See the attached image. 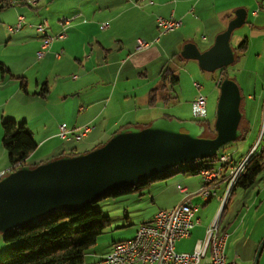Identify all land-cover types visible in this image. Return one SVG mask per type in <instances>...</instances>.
Listing matches in <instances>:
<instances>
[{
  "label": "crops",
  "instance_id": "0c3cea01",
  "mask_svg": "<svg viewBox=\"0 0 264 264\" xmlns=\"http://www.w3.org/2000/svg\"><path fill=\"white\" fill-rule=\"evenodd\" d=\"M250 1L252 2V0H245L244 4H235L217 10L218 0H213L211 7H207L206 0H125V8L118 11L109 7L106 13L102 14L96 13L101 8L98 3H94L93 6L97 7L95 14L89 15L87 9H81L82 11L70 16L66 37L54 40L42 57L38 56V51L41 50L42 34L37 32L36 26L44 21L30 24L29 26L34 30L32 33L24 31L26 23L14 33L10 32V26L7 27L11 35L10 43L0 44V48L6 47L3 50L4 53L0 51V141L3 136L1 123L4 118L25 123L38 144L37 149L29 155L28 162L39 164L45 162V158L53 159L61 154L88 152L102 145L123 127L145 126L163 115L175 117L161 111L176 98L174 90L170 88L171 81L168 76L171 72L177 74L176 66L170 68L164 64L166 57L170 56L173 47L183 50L188 43L195 44L202 52L209 49L216 37L227 29L229 22L236 16L237 8H245ZM235 2V0H227L226 5ZM211 11L215 15L212 16ZM253 15L259 16L260 11L254 10ZM18 16L15 21H12L14 23L12 26L17 23ZM160 17L176 19L181 21V25L172 31L162 32L158 27ZM46 22L48 33L61 32L60 20L56 25L52 21L46 20ZM105 24L108 26L102 29V25ZM86 32L89 38L88 44L82 37ZM30 34L32 36H29L31 38L29 43L32 45L27 51H23L26 46L15 44L17 38H25ZM138 40L147 43V47L137 50ZM12 41H14L13 45ZM76 41L83 43L80 50L76 49ZM80 42H78L79 45ZM200 45L203 48H200ZM17 48L22 51H13ZM233 48L236 59L238 50ZM25 52L34 57L29 64L24 62ZM10 53L21 57L22 68L4 58H8ZM58 53H61L59 58ZM179 58L185 60L182 55ZM153 63L158 66L155 71L151 67ZM68 64L77 68L81 76L69 81H66L64 76H57L56 80H50L53 74L64 73ZM33 69L35 70L34 78L30 76V71ZM47 69L49 71L46 73ZM44 84L47 85L48 90L40 94ZM201 88L202 86L197 87V89ZM249 98L252 99V97ZM262 105L263 128L264 103ZM241 111L243 112L242 109ZM246 115L247 113L243 112L241 121V129L245 136L250 129V120L246 119ZM61 123L77 129L91 125L92 129L78 142L65 141L58 136ZM261 133L262 130L256 142ZM32 160L34 162H31ZM210 165V168H216L219 165L217 158L210 162ZM10 168L7 151L3 143L2 146L0 143V172ZM177 183L178 186L183 185L189 192L194 193L192 196L194 203V196H199L197 191L202 186L203 179L201 186L196 185L193 189L186 179L178 180ZM226 190L227 182L220 178L213 189L214 195L211 199L216 197L218 202H221ZM231 194L227 202L232 199ZM165 195H169L168 200L165 199L158 204L148 217L142 219L143 223L152 221L159 210L173 208L183 199V193L175 188L173 191L162 189L158 197ZM263 195L264 187L260 189L257 196L251 194V197L254 196L251 199L252 203L256 205L258 202V207L254 210L258 220L264 215ZM211 199H206V202ZM155 200L151 198V201L155 202ZM218 210H213L206 217L205 222L195 214L198 222L189 236L176 242L175 250L192 252L197 243L204 239L207 228L218 218L220 232L227 234L225 249L227 259L235 261L236 264H253L264 239V227L258 230L257 226L255 227L250 220H247L249 213L253 210L252 207L243 214V209L236 213L239 207H234L230 210L231 213L228 211L227 214L224 210L221 216H217ZM226 214L227 218H225ZM113 244L114 242L104 248L94 246V249L86 254L84 264H97L102 256L112 250ZM203 264H211L210 251ZM258 264H264V247Z\"/></svg>",
  "mask_w": 264,
  "mask_h": 264
},
{
  "label": "water",
  "instance_id": "95a60500",
  "mask_svg": "<svg viewBox=\"0 0 264 264\" xmlns=\"http://www.w3.org/2000/svg\"><path fill=\"white\" fill-rule=\"evenodd\" d=\"M246 19L247 11L238 9L209 49L202 52L188 43L182 56L196 59L209 72L227 68L235 60L232 34ZM218 85L213 137L204 136L207 127L196 120L163 115L144 127L126 126L88 152L63 155L36 166L23 165L3 176L0 232L5 234L58 210L77 211L114 189L132 187L180 164L215 158L221 148L243 134L239 85L229 77ZM263 247L264 239L253 264H258Z\"/></svg>",
  "mask_w": 264,
  "mask_h": 264
},
{
  "label": "rangeland",
  "instance_id": "374dc122",
  "mask_svg": "<svg viewBox=\"0 0 264 264\" xmlns=\"http://www.w3.org/2000/svg\"><path fill=\"white\" fill-rule=\"evenodd\" d=\"M28 1L29 0H5L4 2L11 3L6 6L3 5L4 2L0 3L2 6L0 7V44L6 45L10 43L11 35L7 31V27L14 24L12 21H15L18 15L25 16L26 18V25H24L23 28L25 29L24 31L32 33L34 30L29 26L30 24H37L38 22H43L46 20L53 22L55 20L53 24L56 25V23H59V20L61 22L62 19L64 20V18L70 19V16L81 9H87V13L89 15H93L97 10V7L93 6L94 3H98L101 8V10L99 12L96 11V13L101 14L106 13V10L109 7H113L119 11L122 8H125L126 4L125 0H36L34 4L28 3ZM235 1V3H229L226 5L227 0H218L217 10H221L227 6H233L235 4H244L245 2V0H241L240 2H238L239 0ZM206 2L207 7H211L213 0H206ZM245 6V8L238 7L237 10L240 8L247 10V22L243 26L235 29L231 37V43L233 47H238V45L243 40L248 39L247 48L244 51H238L237 58L235 59L234 63L229 65L225 72H228L229 78L234 80L240 87L241 95L243 97L241 109L243 112L247 113L246 119L250 120V129L247 132L245 138L230 142L220 149L219 152L224 151L232 153L231 163H238L240 160L243 161L245 159V156L255 144L260 130H262L261 111L263 108L262 104L264 103V0H252V2L250 1V4L248 3ZM90 7L92 8L90 9ZM254 10H259L260 15L257 17L254 16ZM210 14L212 16L215 15L213 11H211ZM52 22H49V24H52ZM59 32L55 34H48L55 36ZM29 36H32V34L25 38H17V42L15 44H25L26 46L23 51H27L32 45L29 43L31 40ZM82 37L83 41L88 44L89 38L87 32L82 35ZM13 42L14 41L11 42L12 45ZM78 42L80 41H76L75 43L76 49L80 50L83 43L80 42L79 45ZM200 46V48H203L202 45ZM2 47L3 48H0V51L4 53L5 51L3 52V50L6 47ZM13 51L19 52L22 50L17 48ZM181 53V48L178 49L173 47L172 51L170 52V56L166 57L165 59L164 64H167L168 67L174 68V66H176L179 82L174 89V97H176L174 102L166 107L165 110L161 109V111L184 120L194 119L192 114V103L201 92L204 96H206V105L208 111L207 120L209 122L215 123L218 98L220 94L218 84L219 80L223 79L226 73H221L219 71L209 72L203 70L196 59H180L179 56L181 57ZM24 55V62L26 64H29L34 59V57H32L28 52H25ZM4 58L9 59L13 64L17 65L19 68H22L20 65L21 57L10 53L8 58ZM35 58L37 59L36 55ZM151 67L155 71V68L158 66H155L153 63L151 64ZM34 71V69L30 71V76H33ZM48 71L49 70L47 69L46 73ZM57 76H64L65 80L69 81L70 79L81 76V73L77 68H74L72 64H68L64 73H56L55 75L53 74L50 80H56ZM196 83L199 85L201 84L202 88L197 89ZM249 97H252V99ZM260 112L261 114L259 115ZM208 127L210 129L207 128L206 134L209 132V130L214 129V125H208ZM210 134L211 136H214L215 133L212 134L210 132ZM0 143L2 146V137ZM261 143H264V141H261ZM50 159L51 157L49 159L45 158V161ZM200 161L201 160H197L195 162L184 163L174 167V174H170L167 177L158 178L152 181L146 188H143L141 191H139L140 193L128 194L119 197H106L95 203V207L101 209L105 214L109 215L112 220L111 225L106 228V230L99 236L95 246L104 248L108 245H111L113 242H119L133 238L137 229L143 223L142 219L148 217L158 204L163 202L165 199L168 200L169 195H165L161 198L158 197V194H160L162 189L165 188L173 191L175 188L178 190L177 181L181 179H186L192 185V189L196 185L199 186V184L202 182V175L200 173L191 174L190 172H186V170L190 167L199 165ZM31 162L34 161L32 160ZM206 165L209 166H205L206 168H210L211 166L210 163ZM263 187L264 169L258 175L253 186L246 189L242 187H236L232 191L230 197L232 199L226 203L224 208V203H222V201L218 202L216 197L212 198L211 201L206 202V199L202 195L194 196V203L198 206L196 215L203 219V222H205L206 217L216 209H219L217 216H221L224 210L228 214V211L234 207H239V210L236 213L243 209L242 214L252 207L253 210L249 213L247 220H250L252 225L255 227L257 226V229L261 230L262 227H264V215L263 218H260V220L257 219V214L254 213V210L256 207H258V202L256 205L252 203L251 199L254 196L251 197V194L257 196L258 192ZM151 198H155V202L151 201ZM227 214L225 218L228 217ZM0 235L1 260L10 254V246L4 241V233L0 232ZM91 249H94V247Z\"/></svg>",
  "mask_w": 264,
  "mask_h": 264
},
{
  "label": "built area",
  "instance_id": "2783aa9c",
  "mask_svg": "<svg viewBox=\"0 0 264 264\" xmlns=\"http://www.w3.org/2000/svg\"><path fill=\"white\" fill-rule=\"evenodd\" d=\"M34 4L36 0H29ZM25 23V17L18 16V21L14 26H10V32L19 31ZM62 30L57 35L52 36L47 32V22L44 21L36 26L37 32L42 34L41 50L38 56L42 57L44 51L50 46L54 40H61L66 37V31L70 24L69 20H62ZM181 25V21L176 19H166L160 17L158 19V27L162 32H169ZM108 25H102V29ZM147 43L138 40L137 50L147 47ZM61 53L57 54L59 58ZM197 87L201 86L197 84ZM192 114L195 120L207 118L206 96L200 93L192 103ZM264 121V120H263ZM92 129L91 125L83 128H70L66 123L59 125L58 136L65 141H80ZM264 130V124L263 128ZM261 146V147H260ZM264 143H255L249 153L245 156L244 161L231 163L230 152H221L217 154L219 165L214 168V172H205V167L201 168L203 184L197 191L205 199H211L214 195L213 189L217 185V181L221 178L227 182V190L225 196L221 199L223 208L227 203L233 187L238 179L245 172L249 160L258 151H261ZM260 147V149H259ZM12 168L0 172V179L12 172ZM178 189L183 193V199L170 209L159 210L152 221L142 223L136 231L133 238L116 242L113 249L102 256L97 264H203L204 259L210 251L211 264H236L226 257L225 249L227 242V234L218 231L219 219L207 228L204 239L200 240L192 252H178L175 250L176 242L190 235L195 224L198 222L195 214L198 207L193 203L192 196L194 193L189 192L187 187L179 185ZM211 251H218V258H211Z\"/></svg>",
  "mask_w": 264,
  "mask_h": 264
},
{
  "label": "trees",
  "instance_id": "16d2710c",
  "mask_svg": "<svg viewBox=\"0 0 264 264\" xmlns=\"http://www.w3.org/2000/svg\"><path fill=\"white\" fill-rule=\"evenodd\" d=\"M4 1L5 0H0V3ZM9 4L11 3L4 2L3 5L6 6ZM0 7L2 6L0 5ZM247 44L248 39H245L235 48L238 51H244L247 48ZM218 71L224 73L226 68H221ZM225 73L223 79L229 77L228 72ZM168 76L171 81L170 88L174 90L178 83V75L175 72H171ZM47 90L48 87L44 84L40 94H44ZM196 121L205 124L208 129H210L208 125L215 124L208 122L207 118ZM1 125L3 131L2 143L7 151L9 164L12 170L14 171L23 165H38L37 163L28 162L29 155L37 149L38 144L31 130L25 123H18L14 119L4 118ZM210 132L216 134L215 129H213L209 130L207 134L205 132L204 136L213 137ZM243 138H245L244 132L240 139ZM75 154L78 153H71L69 155ZM61 156H63V154L58 157ZM216 158L217 157L213 159H202L199 165L188 168L186 172H190L191 174L200 173L201 168L215 161ZM263 169L264 146L261 151L256 152L249 160L245 172L238 179L233 188L242 187L246 189L253 186ZM174 173V169H171L166 173L150 178L132 187L114 189L99 200L106 197H119L137 193L143 188H146L152 181L167 177ZM99 200L77 211H55L41 217L33 223L14 228L5 233L3 238L10 246V254L2 258L0 264H84L86 254L97 244L99 236L111 225L112 221L109 215L95 207V203ZM115 243L116 242H114V244Z\"/></svg>",
  "mask_w": 264,
  "mask_h": 264
},
{
  "label": "bare ground",
  "instance_id": "6f19581e",
  "mask_svg": "<svg viewBox=\"0 0 264 264\" xmlns=\"http://www.w3.org/2000/svg\"><path fill=\"white\" fill-rule=\"evenodd\" d=\"M65 20H69V19H65ZM261 141H264V130L262 131V133H261V135H260V137H259V139H258L257 142L258 143H261ZM206 167H205V172H214V168H206ZM218 231L220 232V230H219V223H218ZM211 258H218V251H211Z\"/></svg>",
  "mask_w": 264,
  "mask_h": 264
}]
</instances>
